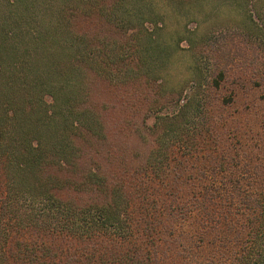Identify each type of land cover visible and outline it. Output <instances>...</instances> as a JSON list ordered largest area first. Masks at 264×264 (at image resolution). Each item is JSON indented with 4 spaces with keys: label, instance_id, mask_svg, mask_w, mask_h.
Masks as SVG:
<instances>
[{
    "label": "trees",
    "instance_id": "obj_1",
    "mask_svg": "<svg viewBox=\"0 0 264 264\" xmlns=\"http://www.w3.org/2000/svg\"><path fill=\"white\" fill-rule=\"evenodd\" d=\"M118 1L0 0V264H264V168L231 161L226 117L197 129L177 100L134 164H102L88 81L116 84L122 67L130 81L144 52L125 67ZM198 76L192 89L223 78Z\"/></svg>",
    "mask_w": 264,
    "mask_h": 264
},
{
    "label": "rangeland",
    "instance_id": "obj_2",
    "mask_svg": "<svg viewBox=\"0 0 264 264\" xmlns=\"http://www.w3.org/2000/svg\"><path fill=\"white\" fill-rule=\"evenodd\" d=\"M111 16L121 20V27L113 31V36L104 31L106 36L102 37L106 39L109 34L116 40L129 63L125 67L133 68V54L144 52L138 53L135 68L139 71L130 81L125 77L131 73L126 74L124 67L120 68L121 79L116 84L93 75L88 81L89 102L105 117L106 141L102 147L111 156L102 164L106 168L114 163L134 164V159L152 146V133L146 126L153 123L155 113L175 111L177 100L181 103L188 98V113L192 116L189 125L198 129L203 122L208 127L212 125L210 115L226 117L224 129L233 135L230 140L239 144L231 161L259 165L261 171L264 0H119ZM198 70L205 78L221 70L219 87L211 91L196 86L192 89ZM223 96H231V100L220 107L217 98ZM120 97L132 103L122 104ZM168 97L171 100L164 103L162 99ZM201 99L207 101L203 113L198 104ZM154 100L158 101L156 105ZM215 126L214 123L212 128ZM90 159L92 163L98 160L94 155ZM115 176H120L119 170Z\"/></svg>",
    "mask_w": 264,
    "mask_h": 264
}]
</instances>
